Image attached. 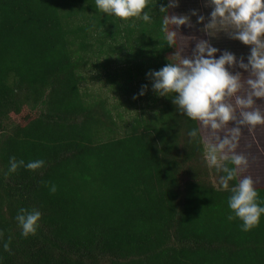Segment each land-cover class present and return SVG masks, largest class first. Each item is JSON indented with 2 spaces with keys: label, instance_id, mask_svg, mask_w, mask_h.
Segmentation results:
<instances>
[{
  "label": "trees",
  "instance_id": "trees-1",
  "mask_svg": "<svg viewBox=\"0 0 264 264\" xmlns=\"http://www.w3.org/2000/svg\"><path fill=\"white\" fill-rule=\"evenodd\" d=\"M168 5L125 23L95 0H0V264H264V214L228 219L199 122L153 90L178 50ZM11 157L44 166L9 173ZM21 208L41 213L34 236Z\"/></svg>",
  "mask_w": 264,
  "mask_h": 264
},
{
  "label": "clouds",
  "instance_id": "clouds-1",
  "mask_svg": "<svg viewBox=\"0 0 264 264\" xmlns=\"http://www.w3.org/2000/svg\"><path fill=\"white\" fill-rule=\"evenodd\" d=\"M151 0H95V5L102 13L114 15L125 23L130 20L151 22L149 8ZM212 11L209 22L201 31L228 28L230 38L239 40L250 46L247 63L243 57L224 51L219 58H214L219 51L206 40H198L191 55H182L177 50L168 62L158 71L149 72L154 83L153 90L160 96H173L172 102L188 118L198 121L208 135L203 141L204 156L209 167L222 172L219 183L224 190L230 191L228 207L233 213L228 219L239 218L242 221V231H250L259 226L264 207L260 205L259 193L254 187L250 176H244L238 183L229 188V182L237 179L239 173L248 167V159L243 154H237L235 149L241 135V129H253L264 125V114L254 107L257 99H264V0H209ZM154 5H152L153 7ZM177 6L176 0H170L168 7L161 6L160 13H165L161 31L169 47L176 44L177 30L181 25L193 27L187 15L167 14L168 8ZM196 15V11L192 12ZM205 17L198 16L197 23H202ZM175 26L170 29L169 26ZM238 67L248 73V78L242 81L240 72H231L230 68ZM247 85V93L239 95ZM146 89V85L142 86ZM144 92L141 91L140 95ZM234 101V102H233ZM232 127L229 129L228 125ZM227 129V131H225ZM224 132L223 135L221 133ZM188 135L195 139L196 129ZM233 165L229 167L228 165ZM44 166L43 160L31 161L25 164L23 160L10 158L9 173H15L18 168L25 167L35 172ZM56 192V186L49 188ZM39 211L29 212L21 208L15 219L22 229V236L27 238L37 232ZM3 233H0L2 236ZM10 240L4 243V251L11 253Z\"/></svg>",
  "mask_w": 264,
  "mask_h": 264
},
{
  "label": "rangeland",
  "instance_id": "rangeland-1",
  "mask_svg": "<svg viewBox=\"0 0 264 264\" xmlns=\"http://www.w3.org/2000/svg\"><path fill=\"white\" fill-rule=\"evenodd\" d=\"M176 2V7L169 8L171 15H187L193 25V27L181 25L177 30L178 50L182 52V55H191L196 42L198 40H206L212 47L219 50L214 58L218 59L224 51H228L234 54L237 60L243 57V62L247 63V57L251 51L250 46H246L239 40L230 38L227 32L231 31V29L218 27L214 30H208L207 33L201 31L204 24L209 22V16L212 11L209 0H176ZM169 3L170 0H168ZM193 11H196V15H192ZM200 15H203L205 19L202 23H197L198 16ZM174 30H176L175 26ZM229 71L233 73L240 72L242 74V81L248 78V73L238 67L230 68ZM97 86L95 82V87ZM247 91V85L245 84L244 89H242L239 95H245ZM254 107H258L261 113L264 114V99H257ZM231 127L232 125L229 124L228 128L230 129ZM199 128L202 140L204 141L208 132L202 128L200 123ZM223 134L224 132L221 133V135ZM235 152L245 155L248 159V167L245 171L238 174V180L244 176H250L254 181V185L264 184V125H258L253 129H249L248 127L242 128Z\"/></svg>",
  "mask_w": 264,
  "mask_h": 264
}]
</instances>
